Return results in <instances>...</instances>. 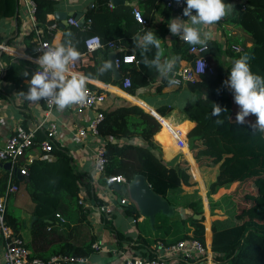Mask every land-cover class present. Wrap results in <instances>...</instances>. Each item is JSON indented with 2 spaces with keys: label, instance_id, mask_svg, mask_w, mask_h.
Listing matches in <instances>:
<instances>
[{
  "label": "trees",
  "instance_id": "16d2710c",
  "mask_svg": "<svg viewBox=\"0 0 264 264\" xmlns=\"http://www.w3.org/2000/svg\"><path fill=\"white\" fill-rule=\"evenodd\" d=\"M33 1L36 5V22L39 25H47L46 17L52 12L55 1ZM127 1L131 3L134 0ZM157 1L136 0L143 9L142 16L147 21V25L144 27L139 25L132 16L133 8L137 7L112 5L110 8L108 0H99L94 5V9L86 16V20H90L91 26L89 33L83 35L81 43H79V52H84V41L87 38L98 36L104 44L118 40L126 54L138 57L139 70L128 73L124 66L119 68L122 77L130 78L131 87L125 92L132 96L136 95L137 90L147 87L149 82L154 81L158 73L155 68L146 67L140 62L141 49L137 47V42L134 39L137 33L142 35L144 30L148 29L153 20V10ZM244 5V10H241V6H235L231 22L250 37L252 45L249 50L253 52L247 62L254 74L264 77V0H247ZM17 7L18 0H0V22L14 17ZM168 10L164 8L162 15L167 16ZM1 41L0 37V43ZM206 47L202 55L213 68L212 74L203 75L194 82H188L178 87L169 83L170 79L166 77L163 79L162 85L156 87V90L171 86L180 89L186 86L188 91L196 95L194 105L183 109L182 113L195 123V127L187 134V139L189 150L198 167L213 170L215 165H219L213 178H209L211 174L204 176L207 199L203 196L202 204L197 189H193L191 193H186L183 189V186L194 187L196 185L189 165L201 185L197 166L189 151L184 152L189 165L178 158L169 162L164 161L161 148L167 146L172 148V145L174 147L173 140L164 128L161 129V125L155 117L125 100H119L118 105L114 108L102 107L100 109L103 118L97 126V138L104 148L106 158L100 182L106 184L107 178L121 176L129 183L135 176L142 175L151 190L174 209L172 217L158 214L155 217L154 228H151L148 220L144 218L149 236L144 238L139 235L136 239L138 247H133V249L141 252L139 257L152 259L160 251L159 249L162 250L181 241L196 240L204 246V222L209 214L205 211V217L203 216V205L206 206L208 200L210 216L213 218L211 224L213 264H264V197L253 196L249 191V187L257 186V182L261 178L251 179L250 177V179H243L239 183L236 173L239 166H230L232 163L235 164L236 157L239 155L236 150H240V146L248 144L244 150L247 152L264 150V130L253 126L256 123L254 115H249L243 125L235 123V116L239 108L234 103L232 91L224 86V81L228 78L233 61L242 58L241 54L222 51L221 47L212 41L207 42ZM155 52L156 49L151 48L147 53L148 58L152 59ZM186 54L187 49L183 51V56L189 62L193 56ZM224 57H230L232 61L226 65ZM106 73L110 76L109 71ZM94 78L110 81L109 78L98 74V69H95ZM119 83L114 84L119 85ZM212 104L220 105L225 109V112L218 117L212 116ZM156 112L163 117L166 110L161 108ZM159 115H156L158 119ZM162 117L159 121L164 126L178 127L185 133L189 128L188 122L176 126ZM217 120L223 121V123L217 124ZM218 136L227 137L228 145L225 144L226 156L216 161L212 157L211 150L213 149H210L211 146L208 145V142L211 143V139ZM41 140L38 142L40 143ZM25 159L26 154L20 157L14 170L18 171L23 167ZM27 170V176H21L16 171L11 174L10 171L3 172V175L0 176V197L5 194L9 179L18 187L21 184L27 188L29 208L31 214L36 217L32 231L34 234L41 235L50 226L48 221H52V225H54L56 215H59L63 208L72 210L79 207L81 204L78 202L82 198V193L91 203L102 205L95 194L91 192V179L84 183L82 177L74 171L67 152L57 148L54 144L49 158L35 160L27 166ZM261 172L263 171H252V174L256 175ZM235 183L237 185L231 194L223 195L214 201L213 196L219 190H228ZM13 204L14 199L8 198L5 220L14 235H19V231L24 227V222L13 212ZM124 211L134 220L141 217L134 203L126 204ZM245 211H250L251 217L240 219L241 215L246 213ZM193 216H201V218L194 219ZM106 224L108 223L106 222ZM108 230L117 243L127 239L111 226L108 227ZM59 237L61 239L62 236ZM93 243L94 241L90 240L83 245L76 246L70 242L60 241L51 247L49 253L29 257L30 259L40 258L45 262L56 256L86 259L93 252ZM134 256H136L135 252Z\"/></svg>",
  "mask_w": 264,
  "mask_h": 264
},
{
  "label": "crops",
  "instance_id": "0c3cea01",
  "mask_svg": "<svg viewBox=\"0 0 264 264\" xmlns=\"http://www.w3.org/2000/svg\"><path fill=\"white\" fill-rule=\"evenodd\" d=\"M29 1L32 0H18L16 15L0 22V37L2 38L0 43V147L4 145L17 127H22L29 131L37 130V142L29 154L35 157V160L49 158V155H42L38 140L40 141L45 137L50 124H55L57 136L54 140V145L67 152L74 171L82 177L84 183L89 182V179H91V192L95 194L102 205L109 206L111 211L107 215L99 213V205L91 203L87 196L82 193L80 200L82 204L79 207L72 210L63 208L60 211L61 213H59V217H55L54 225H52V221H48L50 226L41 235L34 234L32 231L36 217L31 214L29 208L27 188L20 184L18 192L9 198L14 199L13 212L24 222V227L19 231V235H15L23 241L25 248L29 252V256L49 253L51 247L60 241L80 246L93 240V245L97 244L101 250H93L92 254L84 259L82 264H119L123 257H139L141 252L133 249V247H138L136 239L139 235L144 238L149 236L145 219L141 216L134 220L127 216L124 211L125 205L120 204V200L128 199V196L119 193L121 191L114 185L108 186L102 184L100 177H95L93 174V156L98 146L101 145L100 140L92 136L85 139H79L76 136L78 130L87 127L95 118L96 109L81 111L71 105L63 110H58L55 107L47 113L41 100L33 103L16 95L21 91H27V82L30 79V75L25 77L23 76L24 72L27 71L31 74L38 68L36 58L39 56V42L46 40L54 45H59L70 39L78 49L83 35L89 33L91 26L87 24L86 16L94 9V5L99 0H54L53 10L46 17L48 24L44 26L39 25L36 22L35 16L32 17L30 15ZM108 1L113 5L111 0ZM123 1L124 4L121 5L135 6L142 14L144 13L136 0L131 3L127 0ZM246 1L228 0L225 3L233 4L235 8L236 5L240 7ZM164 8V0H158L153 10V20L149 24L148 29L153 30L155 35L163 41L162 60L164 58H176L173 72L187 65L188 61L183 56V51L187 49V44L183 43L182 39L178 36H173L169 31V20L177 16L173 9L168 10L167 8L169 12L167 16H163L162 11ZM78 15L84 19V22L82 24L78 22V27L70 25L68 20L71 18L76 19ZM231 17L232 13L215 25L204 26L203 33L207 35L204 36L202 34V38L206 39V43L209 41L216 42L222 51H230L231 45H237L244 49V51H250L249 49L252 45L250 37L231 22ZM124 51L123 49L122 52L126 54ZM80 53L82 55L83 52ZM1 55L4 56L1 57ZM112 55L115 54L107 48L95 50L91 53L89 62L81 65L80 70L77 72L90 75V79L86 82V87L104 93L106 101L103 107L114 108L118 105L119 100H125L140 107L153 117L154 114L158 116L159 114L156 111L163 108L166 112L163 117L159 115L160 118H166L176 126H181L179 124L188 122L189 128L186 130L187 138V134L195 127V123L187 119L182 111L194 105L196 95L188 91L186 86L180 89L173 86L164 87L157 91L156 87L162 85L164 78L170 79L172 72L166 76L158 72L155 80L149 82L147 87L137 90L135 96L126 93L122 89L121 82L123 77L119 69H117L120 75L118 81L114 80L112 69L108 70L110 76L106 72L102 74L105 78H109L110 81L95 79V69H99L104 62L110 61ZM135 58L138 60V57ZM123 66L128 73L139 70V65L127 64ZM118 82H120L119 85L114 84ZM161 149L164 161L169 162L178 158L189 165L184 156V152L187 151L186 149L182 150V153L178 152L173 145L172 148H168L167 146ZM188 151L196 164L192 152ZM196 166L201 185H199L190 165L189 168L199 190L195 187L196 185L194 187L183 186V189L186 193H191L193 189H197L203 204V196L207 199L204 176L211 174L209 178H213L217 171L215 169L199 168L197 164ZM5 171V169L0 167V176ZM236 185L237 183L233 184L228 190H219L213 196L214 201L223 195L231 194ZM129 203L132 202L129 201ZM203 210V216L205 215V211H207L210 217H207L204 222L206 255L194 253L193 257L186 262L179 261L177 256L169 255L165 259V264H213L211 252V224L213 220L210 216L208 200L207 205H203ZM61 219H63V222ZM110 226L127 239L121 243H117L114 236L108 230ZM59 236H62L61 239H59ZM4 248V241L0 237V264H3ZM159 250L156 256L165 254L164 250ZM115 251H119L120 253L115 254ZM134 252L136 256H134Z\"/></svg>",
  "mask_w": 264,
  "mask_h": 264
},
{
  "label": "built area",
  "instance_id": "2783aa9c",
  "mask_svg": "<svg viewBox=\"0 0 264 264\" xmlns=\"http://www.w3.org/2000/svg\"><path fill=\"white\" fill-rule=\"evenodd\" d=\"M228 0H224V3ZM29 10L30 15L32 17L35 16L36 12V5L34 1H29ZM164 6L167 9L174 10L177 17L181 19H186L182 15V10L186 7L185 0H180V3L177 4L176 0H164ZM111 8L112 5L109 4ZM245 9V5H241V10ZM195 14V13H193ZM132 16L134 20L141 25L142 27L147 25V21L142 16V13L139 9L133 8ZM221 19L220 21H222ZM69 24L75 27H78V20L76 19H69ZM87 24H90V20H87ZM182 42L187 44V54L193 56V58L187 63L186 66L180 67L177 70L173 71L170 75V81L173 86H182L188 82H194L199 77L212 74L213 68L210 66L206 58L202 55L207 47L201 45H189L183 39ZM45 45H49L55 47L54 45L46 40H41L38 46V54L41 55ZM107 48L111 50L114 54V66L116 69H119L123 65L127 64H134L135 66L139 65V61L133 55H126L123 54V49L119 44V41H111L106 44L102 43L98 36H91L84 41V52L80 56L79 60L75 63V65L71 66V70L78 72L80 70L81 65H85L89 62V57L91 53L95 50ZM230 51L234 54H241L246 52L244 49L237 45H231ZM41 70L39 67L36 71ZM122 89L126 90L131 87L130 78L128 76H124L121 82ZM87 88V98L84 103L75 104L73 105L78 110H94L96 109L95 118L87 125V127L80 129L77 131L76 136L79 139H85L89 136L98 137V130L97 126L102 120L103 116L100 112V109L103 107L106 96L104 93L92 90L88 87ZM44 104L47 113H49L52 109L57 107L56 105L50 103L46 99L41 100ZM154 117L161 125V129L164 128L166 132L169 134L170 138L173 140L175 148L178 152L182 153V150L186 149L189 150V145L186 138V133L183 132L178 127L174 126H164L157 116L154 114ZM160 129V130H161ZM57 136V127L55 124H50L47 128L45 137L39 143V148L42 152V155H49L52 151V147L54 144V140ZM37 141V130L29 131L25 130L22 127H17L13 133L8 137L6 142L2 147H0V163H9L10 164V174L15 172L14 166L19 161L20 157L26 154L25 164L21 167L17 173L21 176H27L28 170L27 166L32 164L35 161V157L29 154L32 150L33 146L36 144ZM106 165V158L104 156V148L102 145L98 146L96 152L93 156V174L95 177H101ZM113 184H124L127 185L128 183L126 180L121 177H111L106 179V185L110 186ZM18 192V186L13 184L12 182H8V187L4 196L0 197V237L4 241V251H3V264H82L84 259L82 258H71L67 256H56L52 257L49 261L45 262L40 259H30L29 252L25 248L23 241L14 235L12 229L7 225L5 220V211H6V203L8 198L15 195ZM82 204L81 201L78 202ZM128 199H121L120 204L126 205L128 204ZM99 213L101 214H109L110 209L109 206L99 205L98 207ZM59 217V215H56ZM63 222V219H61ZM92 249L94 251H100V247L95 244L92 245ZM162 250L165 251L164 255H157L152 259H145L141 257H133V258H126L123 257L120 260L119 264H165V259L170 256H177V259L181 262L189 261L194 253L205 254L206 249L199 241L190 240V241H181L175 245H172L167 248H163ZM119 251H115V254H119Z\"/></svg>",
  "mask_w": 264,
  "mask_h": 264
},
{
  "label": "clouds",
  "instance_id": "9594fccd",
  "mask_svg": "<svg viewBox=\"0 0 264 264\" xmlns=\"http://www.w3.org/2000/svg\"><path fill=\"white\" fill-rule=\"evenodd\" d=\"M176 3L179 4L180 0H176ZM185 3L182 15L186 19H170L168 29L173 36H178L192 46L206 47V39L202 38V34L207 35L203 33L204 26L215 25L234 10V5L224 3V0H185ZM134 39L137 47L141 49V63L146 67L155 68L163 76L172 72L176 58L162 60L163 41L153 30L145 29L142 35L137 33ZM44 48L46 50L36 58V64L41 70L31 74L25 71L23 76L30 75L27 91L16 95L33 103L46 99L56 105L58 110L84 103L87 98L86 82L90 75L71 70V66L75 65L81 56L79 50L70 39L55 47L45 45ZM151 48H155L156 52L154 57L149 59L147 53ZM111 68L112 62L106 61L98 69V74L102 75ZM224 86L232 91L234 103L239 108L235 123L243 125L249 115H254L256 123L253 126L264 130V77L254 74L247 59L240 58L233 61ZM212 105V116L218 117L225 112L220 105ZM216 123L222 124L223 121L217 120Z\"/></svg>",
  "mask_w": 264,
  "mask_h": 264
},
{
  "label": "water",
  "instance_id": "95a60500",
  "mask_svg": "<svg viewBox=\"0 0 264 264\" xmlns=\"http://www.w3.org/2000/svg\"><path fill=\"white\" fill-rule=\"evenodd\" d=\"M111 3L114 6L124 4L123 0H111ZM126 4V3H125ZM128 5V3H127ZM76 20H78L79 24L84 22V19L78 15ZM253 51H246L242 53L241 57L246 58L247 60L251 58ZM114 57L111 56L112 62V71L114 75V80L118 81L120 79V75L116 67L114 66ZM0 167L5 169L6 171L10 170L9 163H0ZM118 190L121 191L123 195L128 196V202L131 201L137 207L139 214L148 220L151 228H154L155 217L158 214L165 215L167 217H172L174 214V209L168 205L166 201H164L160 196L155 194L146 179L142 175H137L134 179L129 182L127 185L124 184H113ZM194 219H200L201 216H193Z\"/></svg>",
  "mask_w": 264,
  "mask_h": 264
},
{
  "label": "rangeland",
  "instance_id": "374dc122",
  "mask_svg": "<svg viewBox=\"0 0 264 264\" xmlns=\"http://www.w3.org/2000/svg\"><path fill=\"white\" fill-rule=\"evenodd\" d=\"M226 65H228L232 60L230 57H226L224 59ZM226 139L227 137L225 136H218L215 139H211V143L208 142V145L211 146L210 149L212 148V157H214V159H216V161L223 159L226 154H227V150L225 147L226 143ZM228 145V144H227ZM248 144H245L243 146H240V150H236L238 151L239 155H237L236 160H235V164H230V166L232 165H236L239 166V168H237L236 173L238 174L239 177V183L240 181H242L243 179H255V178H261V180L259 182H257V186H251V188L249 187V191H251V194L253 196H261L264 197V150H256L255 152H247L244 151L247 148ZM230 156V155H228ZM218 164L215 165L214 169L215 171H218ZM259 171L262 170L263 172H261L260 174H252V171ZM238 183V182H237ZM253 184V183H251ZM195 187H197V189L199 190L198 186L196 185ZM246 192H248V190H246ZM246 213H243L240 217L241 218H246V217H251V212L250 211H245ZM213 220V218H212Z\"/></svg>",
  "mask_w": 264,
  "mask_h": 264
}]
</instances>
